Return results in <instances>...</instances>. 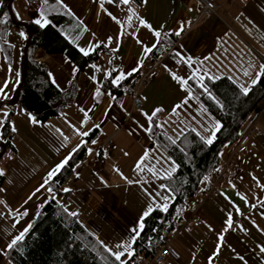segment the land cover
Segmentation results:
<instances>
[{"label": "crops", "instance_id": "obj_1", "mask_svg": "<svg viewBox=\"0 0 264 264\" xmlns=\"http://www.w3.org/2000/svg\"><path fill=\"white\" fill-rule=\"evenodd\" d=\"M216 2V15L204 18L196 0H147L137 12L136 25L128 20L129 5L105 4L121 22L117 24L94 0H64L75 14V21H83L89 29L82 31L77 40L78 51L79 47L89 48L111 37V43L105 47L109 53L101 55L93 64L97 67L89 66L76 80L77 68L65 55L36 52L35 60L47 68L48 75L51 73L49 78L56 88L65 90L72 81L76 82L75 100L60 116L44 123L38 120L32 123L30 114L17 103L0 107V142L6 146L0 160V169L4 172L0 184L3 189L0 191V250L4 253L0 255V264H11L6 259L7 245L29 223L33 226L37 213L53 197L67 211L76 213L81 223L113 251L124 250L117 249V244L127 248L135 235L132 230L150 206L162 209L165 203H170L161 191V177L172 164L148 136L146 129L150 125L144 113L151 115L155 109L162 108L165 116H178L204 140L217 132V122L184 86L172 79L170 72L186 80L194 73L199 80L226 76L243 88H249L253 80L259 79L261 65H264V0ZM12 9L18 22L35 23L40 18L37 7L28 5L26 0H16ZM140 19L165 34L174 35L181 24L185 27L169 56L161 62L158 75L140 90L141 110L132 112L129 94L124 93L116 102L102 89V83L109 72L114 73L115 78L121 71L127 74L140 67L138 62L144 65L148 54L145 47L157 44L153 32L140 25ZM6 38L15 49L10 63L0 52V89H3L0 103L10 101L20 84L21 57L16 53V46L24 47L27 33L15 26L8 30ZM97 88L100 96H96ZM258 112L255 128L261 134L251 136L247 152L235 158L240 173L224 176L216 185V193L203 199L200 192L195 197L199 206L189 207L182 220L192 218L198 223L173 239V248L181 258H169L166 264H209L217 247L218 234L225 235V245L212 264H245V261L264 264V254L259 251V246H264V232L256 226L264 228V101ZM5 119L9 122L8 137L2 133ZM93 131L96 136L87 144L86 137ZM84 132L88 135H81ZM108 140H111L110 146L106 145ZM82 144H86V158L74 168L61 188L71 191L64 198L55 196L45 183L49 173ZM232 149H225L223 163ZM146 151L149 158L144 161L145 170L139 171L136 164ZM148 160L150 167L145 166ZM148 168H154L158 177ZM207 184L206 180L201 182L200 189L205 190ZM37 189L40 190L37 192ZM25 211L26 216L22 215ZM229 213L234 227L223 233ZM241 256L244 260L239 258Z\"/></svg>", "mask_w": 264, "mask_h": 264}, {"label": "trees", "instance_id": "obj_2", "mask_svg": "<svg viewBox=\"0 0 264 264\" xmlns=\"http://www.w3.org/2000/svg\"><path fill=\"white\" fill-rule=\"evenodd\" d=\"M9 1L2 0L0 7V21H3L0 22V52L8 63L12 47L6 43V36L8 30L15 27L8 13ZM26 2L30 6H36L39 13L43 11L51 23L43 28L33 22L26 23L32 35L26 53L25 79L16 92L17 104L36 120L44 123L50 118L60 116L74 102L77 85L74 80L65 90L56 88L49 78L47 68L35 60L36 52L42 50L48 55H65L77 68L74 77L76 80L89 66L96 63L101 55L109 52L101 46L87 57L80 53L75 44L81 36L82 28L77 27L75 19L67 15L56 0H48L47 4H44L43 0ZM128 5V20L131 9L136 14L132 16L131 22L137 25V12L141 10L143 2L131 0ZM12 12L17 21L13 9ZM17 28L27 33L25 28ZM177 41V36L161 32L159 43L152 53L147 54L144 65L154 62L161 51L171 49ZM23 61L24 47L19 62L20 82L24 70ZM113 75L114 73H111L110 77L104 79L102 89L118 102L124 94L123 87L128 86L129 91L132 90L140 72L129 76L119 87L112 84ZM187 81L185 88L189 94L219 123L220 129L216 132L213 143L208 145L178 116H165L159 112L153 117V124L150 125L152 131L148 132V136L176 166L177 171L170 179H161V185L165 186L161 187V191L165 197H170L168 211L154 209L145 218V227L130 249L134 255L122 257L127 264H138L139 259H146L157 252L162 244L160 236L172 232L182 221L185 211L189 208V202L204 191L200 189L201 182L209 181L220 171L225 149L233 148L237 144L242 129L253 118L254 113L260 110V103L264 101V74L249 87L246 95L239 83L226 76L211 79L207 77L202 80L208 92L199 86V79ZM2 133L4 137H8V119H5L2 125ZM95 136L96 132L90 133L86 137V143H90ZM169 137L176 143L173 144ZM85 145L75 149L67 165L48 182V187L55 196L64 198L68 194L61 188L72 175L74 168L85 160ZM2 179L0 176V184ZM105 247L108 246L85 227L77 215H70L53 197L42 208L25 239L7 252L6 259L11 264H120L105 251Z\"/></svg>", "mask_w": 264, "mask_h": 264}, {"label": "snow or ice", "instance_id": "obj_3", "mask_svg": "<svg viewBox=\"0 0 264 264\" xmlns=\"http://www.w3.org/2000/svg\"><path fill=\"white\" fill-rule=\"evenodd\" d=\"M94 2H97L99 4V8H100L101 11H103L106 15H108L117 24H120L121 22L117 19V17L115 15H113V13H111L110 11H108L105 8V4L112 5V4H115V3H119V4H123V5H128V4L131 3V0H94ZM142 2L146 4L147 3V0H142ZM43 3L44 4H47L48 3V0H43ZM56 3L59 4V5H61L65 9L67 15L73 16V18H76L75 17V14L72 12V10L66 4H64V0H56ZM129 12L131 13V15L129 16V21H131L132 16H134L136 14L134 12H132L131 9H129ZM0 22H3V21H0ZM34 22L36 24L40 25V27H42V28L48 26L51 23V21L48 20L45 17L43 11L40 13V18L37 19V20H35ZM139 23L144 28H147V29H149V31H152L153 32V35L157 38V43H159V38L161 37V32L154 30L152 28V25L149 24L144 19H140L139 20ZM77 27L82 28V31L83 32L89 31V29L86 26L83 25V21H79ZM184 27L185 26L183 24H181L179 30H176L173 34L175 36L179 37L181 35V33L184 31ZM93 35H95V34H93ZM21 36H24V33L23 32L21 33ZM77 39H78V37H77ZM111 40H112V38L111 37H108L107 42L99 41V42H97L95 44L90 45L89 48L79 47V51L85 57H87V56L90 55L91 52H93L96 49L100 48L102 45H103V47H108L109 44L111 43ZM137 42L138 43H141L140 41H137ZM73 43H74V41H73ZM156 46L157 45L154 44L151 48L145 47L144 51L146 53H152L153 52V49L156 48ZM116 50L117 49H113V51H116ZM176 55L179 56L180 53H176ZM184 59H185L184 57H181V60H184ZM190 59L191 58H188V61H190ZM188 61H185V62H188ZM138 63L140 64V67L133 68L127 74H125L124 72L121 71L120 74H119V76L113 78L111 82L114 85H116L117 87H119L120 82L122 80L126 79L128 76H131L133 73L139 72L141 70V68L143 66L142 65V62H138ZM189 66L191 67V64L190 63H189ZM92 67L93 68H96L97 66L96 65H92ZM261 69L264 70V65H261ZM97 70H99V69H97ZM73 71L75 72L76 69H74ZM113 71H115V69H113ZM261 74H264V71H262ZM49 75L51 76V73H49ZM170 75L172 76V79L175 80V81H177L178 83H180L181 86L186 87L188 85V81L186 79H183V78L177 76L175 73H171L170 72ZM245 75H247V73H245ZM107 76L110 77L111 76V72L107 73ZM195 77H196V74L194 73L193 74V77H190V79H193ZM210 79H211V77H210ZM202 80H203V78L201 77L200 78V81L201 82H200L199 86L201 88H203L205 92H208V88L206 87V85L203 84ZM53 83H55V80L54 79H53ZM255 83H256V81L253 80V84H255ZM0 91H3V89H0ZM248 91H249V88H247V87L243 88V92H244L245 95L248 93ZM100 95H101V92H100L99 88H97V90H96V96H100ZM189 98H191V97H189ZM113 99H114V97H113ZM184 103H187V100H185ZM176 107L179 108L180 105H177ZM161 111H163L162 108H157V109H155L152 112L151 115H148L147 113H144V115L146 116V118H147V120L149 122V125H152L153 124V117H155L157 115V113H159ZM174 111H175V109H174ZM7 115L8 114L5 113V116H7ZM85 116L87 117V112H85ZM30 119H31V122L32 123H36L37 122L36 121V118L34 116H31L30 115ZM157 126H159V125H157ZM96 127H99V125H96ZM219 129H220V125H219V123H217L216 124V131H219ZM13 131H15V128H13ZM146 131L151 132L152 131V128L149 127L148 129H146ZM81 135L87 136L88 133L87 132H84ZM214 137H215V133H213L212 138H209V139L205 140L204 142L206 144H208V145H211L213 143ZM169 139L171 140V137H169ZM201 139H204V138L201 137ZM171 142L173 144L176 143L175 140H171ZM92 143H95V141H93ZM78 148H79V146H78ZM76 150H78V149H76ZM76 150H74V151H76ZM89 151L91 152V149ZM148 158H149V153L146 151L145 154H144V156L141 157V159L137 162L136 169L139 170V171H144L145 170V168H144V161L147 160ZM69 159H70V157L69 158H66L61 164H59L55 169H53L52 172L49 173L48 179L45 181L46 184L48 183L49 180L52 179V177L56 176L57 173L61 169H63L65 167V165H67ZM147 170L150 171V172H152L153 175H157V172H156V170L154 168H148ZM176 171H177V168L173 164V166L169 170H166L165 171V175L163 177H161V178L162 179H170L172 177L173 173H175ZM3 175H4V172H3L2 169H0V176H3ZM161 187L164 188L165 186L164 185H161ZM2 190L3 189H0V191H2ZM39 190L40 189H37L36 191L38 192ZM48 191L49 192H52V189L51 188H48ZM63 191L69 192L71 190L66 188ZM33 195H35V193H33ZM169 198L170 197H167V196L164 197L165 200H168ZM241 198L242 199H245L243 196ZM29 199H31V197H29ZM168 207H169V205L167 203H165L162 206V209L161 210L166 212V211H168ZM252 207H255V205H252ZM153 211H154V209L150 206L143 213L142 217L140 218V220L138 222V226L132 230L135 233V235L133 236L131 242L128 243L127 248H125V246L123 244H117V245H115V247L117 249H122L123 248L124 250H122V251H113L111 248L105 247V251L106 252H109L114 257L115 261L120 262V264H127V261L122 260V257H124L125 255H127L128 257H131V256L134 255V252L130 250L131 249V246H132V243H135V240L139 237L140 232L143 231V229L145 227V224H144L145 218L148 217ZM237 212L239 213V209H237ZM27 214H28L27 211H25L22 215H25L26 216ZM37 215H40V213H37ZM70 215L75 216L77 214L76 213H70ZM225 225H226V227L222 230L223 233H227L229 230L233 229V227H234V221H233V217H232V214L231 213L228 214V218L225 221ZM256 226H257V228H258L259 231L264 232V228H260L259 225H256ZM31 228H32V223H29L27 225V227H25L23 229V231L20 232L19 235H17L14 239L11 240V242L7 245V249L8 250H11V249L14 248V246H16L18 244V242L23 241L25 239L26 234L31 230ZM209 228L211 230V225H209ZM241 231H246V230L243 229V228H241ZM224 245H225V235L218 234L217 247H216V250H215L213 256L209 258V264H212V260L216 256H218L220 254L221 248L224 247ZM259 251H260V253L264 254V246H259ZM3 253H4V250H0V255H2ZM239 258L241 260H244V258L242 256L239 257ZM245 264H247L246 261H245Z\"/></svg>", "mask_w": 264, "mask_h": 264}, {"label": "built area", "instance_id": "obj_4", "mask_svg": "<svg viewBox=\"0 0 264 264\" xmlns=\"http://www.w3.org/2000/svg\"><path fill=\"white\" fill-rule=\"evenodd\" d=\"M248 3L250 0H243ZM201 14L204 18H208L216 15L218 10V5L216 0H196ZM171 49H165L159 53V57L152 63L145 65L143 70L140 72L137 78L136 84L129 91L128 86L123 87V92L129 94L131 97V110L132 112H138L142 108V100L140 98V90L149 85L152 80L160 72V66L163 59L169 56ZM259 116L257 111L254 117L244 126L240 133V138L237 144L233 147L227 159L222 164L220 171L208 181L206 189L202 192L201 196L204 198L211 194L216 193V185L221 181V179L226 175H238L241 171L240 166L235 162L237 156L243 155L247 152V146L250 142V138L253 135H260L261 132L255 128V122ZM107 146L111 145V140L106 143ZM172 164V163H171ZM150 167V160L147 161L145 166ZM173 166V164H172ZM155 177H158L155 175ZM199 206L197 200L194 198L189 202L190 208H197ZM197 219H184L177 226L174 227L173 231L170 233H163L160 236L161 246L152 256L146 259H139L138 264H166L167 259L172 258L174 260H179L181 258L178 251L173 248V239L182 234L184 231H188L192 224H197Z\"/></svg>", "mask_w": 264, "mask_h": 264}, {"label": "water", "instance_id": "obj_5", "mask_svg": "<svg viewBox=\"0 0 264 264\" xmlns=\"http://www.w3.org/2000/svg\"><path fill=\"white\" fill-rule=\"evenodd\" d=\"M13 1L14 0H10L9 3H8V13H9V16L14 24V26H21L23 28H25L27 30V39H26V42H25V45H24V61H23V74H22V77H21V82L17 88V90L15 91V94L14 96L12 97V99L8 102H3V103H0V107L2 105H14L17 103L18 101V97L16 96V92L18 91L20 85L22 84V82L24 81L25 79V69H26V53H27V50H28V44H29V40H30V37L32 35V31L29 29V27L26 25V23H23V22H18L15 20L14 18V15H13V12H12V4H13ZM0 147H1V152H0V160L1 158L3 157L5 151H6V146L5 144L1 143L0 142Z\"/></svg>", "mask_w": 264, "mask_h": 264}, {"label": "rangeland", "instance_id": "obj_6", "mask_svg": "<svg viewBox=\"0 0 264 264\" xmlns=\"http://www.w3.org/2000/svg\"><path fill=\"white\" fill-rule=\"evenodd\" d=\"M6 43H8L11 47H12V52H14V49L15 48H13L14 46H12L11 44H10V42L7 40V38H6ZM16 47H18V52H16L18 55H19V58L21 57V55H22V47L23 46H21V45H18V46H16ZM13 55V54H12ZM21 59V58H20Z\"/></svg>", "mask_w": 264, "mask_h": 264}]
</instances>
